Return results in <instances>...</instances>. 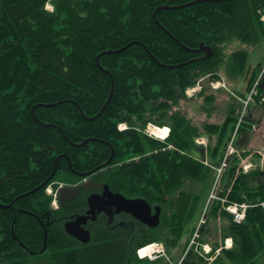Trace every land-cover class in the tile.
Listing matches in <instances>:
<instances>
[{
	"label": "trees",
	"instance_id": "1",
	"mask_svg": "<svg viewBox=\"0 0 264 264\" xmlns=\"http://www.w3.org/2000/svg\"><path fill=\"white\" fill-rule=\"evenodd\" d=\"M262 9L264 0H0V264H169L140 259L137 249L178 248L207 202L240 112L197 123L179 105L193 101L186 90L201 79L220 78L224 64L229 80L247 76L252 87L261 68L249 72L246 50L225 60L223 45L260 43ZM202 43L213 57L203 59ZM208 90L204 82L199 97L212 102ZM150 123L169 126L170 138L151 137ZM200 136L210 140V166L194 156ZM240 162L230 158L222 195L230 187L232 203L264 202L261 172L245 173ZM78 173L163 207L162 225L111 228L99 215L91 240H78L66 224L86 214V191L58 209L46 194L62 174ZM211 217L227 220L236 245L215 261L249 264L264 250L260 205L238 224L216 201ZM155 246L145 249L153 257ZM203 262L195 254L181 264Z\"/></svg>",
	"mask_w": 264,
	"mask_h": 264
},
{
	"label": "rangeland",
	"instance_id": "2",
	"mask_svg": "<svg viewBox=\"0 0 264 264\" xmlns=\"http://www.w3.org/2000/svg\"><path fill=\"white\" fill-rule=\"evenodd\" d=\"M52 8L53 6L51 4L47 6V9L50 11H53ZM259 14L261 21H263L264 9L260 10ZM223 49H224L225 60H228L232 56V54L238 50L248 51L249 72L253 73L254 69L257 67L263 68L264 70V39L258 44H244L241 41H239L237 38H234L224 43ZM225 65L226 64H224L221 68L220 71L222 74L221 77H224V79L228 81L227 86H229V89H231L232 92L241 99H237L236 97H234L232 95V92H229L225 88L224 89L222 88L220 90H215L212 88L213 91L208 90L207 95L215 96V100L212 102L211 100L206 101L205 96L199 97L202 91L199 92L196 96H193L191 98L188 97L193 101L190 102L188 100L184 102L182 101L179 107L182 108L184 112L189 114L190 118H192L194 121H197V123H208V122L222 123L227 117L231 108H239V110H241V114L237 120V123H239L241 120L240 118L242 116L245 106L243 99L246 96H248L247 94L250 90L247 89L249 78L247 76H244L243 78L238 80L235 79L229 80L227 78L228 76L224 72L226 71ZM261 71L262 70L260 69V72ZM259 78L260 76L257 79ZM260 86L262 92L260 90L258 91L259 96L264 92V78L260 80ZM256 94L257 93L255 92L253 97H256ZM247 109L248 110H246L244 118L241 122V124H243V128L238 134L237 146L239 148L242 146L244 148L249 147L251 150L258 151L259 149L264 148V98H261L259 100L254 98V100L251 102V104ZM255 126L257 127L256 130L254 129ZM195 153L199 154L198 152ZM215 175L216 176L214 178V181L213 183L210 184L209 192L207 193V202H205L203 209H201L199 216L192 223V226L187 228L184 238L182 237L183 240L181 239L182 242L181 241L179 242L178 248H172L171 246H166V257L164 256V258L169 264H181L182 260H185L186 258L195 254L198 255L204 261L202 264H237L228 261L227 257L224 255H221L222 257L221 260L219 261L217 260L218 262L215 261L216 257L221 254L218 253L217 249L215 250L214 253L211 252L209 255L205 254L204 251V247L207 245H209L212 250L215 247L220 249L229 239L232 240L230 241L232 243L230 250L236 248L235 241L232 239V236L229 235V223L227 222V220L223 218H218V219L212 218L211 207L207 208L208 199L211 197L214 188L219 187L221 185L220 190L217 191L219 193L223 190L224 186L226 185L227 177L225 173L224 176H222L221 183L217 182L216 170H215ZM60 178L67 183H74L78 180V177L76 175L62 174ZM191 187H193V185L191 184L190 181H188L186 183L185 188L188 189ZM205 213L208 214V218L205 221L206 223L203 224L201 223V220ZM249 264H264V250L261 251L258 257Z\"/></svg>",
	"mask_w": 264,
	"mask_h": 264
},
{
	"label": "water",
	"instance_id": "3",
	"mask_svg": "<svg viewBox=\"0 0 264 264\" xmlns=\"http://www.w3.org/2000/svg\"><path fill=\"white\" fill-rule=\"evenodd\" d=\"M198 2L210 1V0H197ZM221 1V0H220ZM196 2V1H195ZM192 2V3H195ZM191 3V4H192ZM190 5V4H188ZM179 8V6H161L157 11ZM200 51L206 53L203 59H209L214 55V49L211 46H206L204 43L200 45ZM108 53L104 52L103 54ZM106 107V106H105ZM109 163V162H108ZM105 166V164L103 165ZM80 195V190L75 187H64L60 190V200L62 203L67 200L75 199ZM119 203V212L126 211L134 215L141 222L147 224L150 227H157L161 223V209H156V214L153 215L150 204L141 198H126L121 194H114L107 186L104 194H93L89 198L90 210L87 211V215H78L76 218L66 224L67 231L82 242H88L91 238V234L85 227L88 224L89 219H96V215L101 211H108L111 205H115L114 202Z\"/></svg>",
	"mask_w": 264,
	"mask_h": 264
},
{
	"label": "flooded vegetation",
	"instance_id": "4",
	"mask_svg": "<svg viewBox=\"0 0 264 264\" xmlns=\"http://www.w3.org/2000/svg\"><path fill=\"white\" fill-rule=\"evenodd\" d=\"M77 177H78L77 183H73V184L76 186V188H78L80 190V195H79L80 197L82 196L83 192L86 191L87 197L85 199L83 198L82 201H85L86 207H87L86 210L88 211V210H90V202H89L90 196L92 194H101V196H102L104 194V190H105L106 186L104 183L101 182V179L92 180V178H90V177L83 179V176L80 177V175H78ZM67 201L75 202L76 198H75V200L71 199V200H67ZM79 202L81 203V201H79ZM113 202L115 205H111L110 208L108 209V211H105L107 213L106 216L103 215L102 211L100 213H98V214H100V216L97 214L101 220H102V218H104V220L106 221L105 222L106 226L111 227V228L122 227V225H123L122 221L123 220H129L130 224L128 226H126L127 228H129L131 230H136L137 228L142 227V223L138 222L133 215H129L127 213H117V210H119L120 204L116 203L115 201H113ZM88 205H89V207H88ZM110 212H111V214H110ZM153 213L155 214L156 212L153 211ZM97 215H96L95 220H93V219L89 220L88 225L85 226L86 228L89 229L88 231H90V234H91V230L94 229L98 224V223L97 224L95 223V221L98 218ZM100 221H99V223H100Z\"/></svg>",
	"mask_w": 264,
	"mask_h": 264
},
{
	"label": "built area",
	"instance_id": "5",
	"mask_svg": "<svg viewBox=\"0 0 264 264\" xmlns=\"http://www.w3.org/2000/svg\"><path fill=\"white\" fill-rule=\"evenodd\" d=\"M219 84H216L214 85L215 87H217ZM200 87H196V88H193V89H190L187 91L188 95H193ZM251 99V97L249 98V100ZM248 101H246V105L248 104ZM197 143L200 144V145H205L207 146V139L205 138H199L197 140ZM230 153H233L235 151V149L233 148V143H231L230 145ZM253 165L252 163L250 162H245L244 164V168L246 171H248L250 168H252ZM220 173L222 172V169L219 170ZM48 193L50 195H54L56 196L57 195V190H55L54 186H50L48 188ZM223 202L224 203H227L228 201L223 199ZM263 206H264V203H263ZM250 207L249 204H239V203H229L227 206H226V209L228 212H230L233 216H234V220L237 221V222H242L244 220V218L246 217V214H247V210L248 208ZM148 254V253H147ZM146 253L144 254H141V256H146L147 255Z\"/></svg>",
	"mask_w": 264,
	"mask_h": 264
},
{
	"label": "bare ground",
	"instance_id": "6",
	"mask_svg": "<svg viewBox=\"0 0 264 264\" xmlns=\"http://www.w3.org/2000/svg\"><path fill=\"white\" fill-rule=\"evenodd\" d=\"M150 132L154 136H156L158 138H161V139H168L170 134H171V130L169 129V127H165V128H160V127H157V126L150 127ZM148 248H150V246ZM154 248H155V250L157 252L161 253L160 248L157 247V245Z\"/></svg>",
	"mask_w": 264,
	"mask_h": 264
},
{
	"label": "crops",
	"instance_id": "7",
	"mask_svg": "<svg viewBox=\"0 0 264 264\" xmlns=\"http://www.w3.org/2000/svg\"><path fill=\"white\" fill-rule=\"evenodd\" d=\"M247 140H248V139H247ZM246 149H249V150H250L249 147H246ZM259 151H262V152L264 153V148L259 149ZM256 159L261 160V158H260L259 156H258V158H256Z\"/></svg>",
	"mask_w": 264,
	"mask_h": 264
}]
</instances>
